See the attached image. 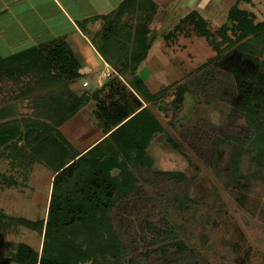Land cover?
I'll list each match as a JSON object with an SVG mask.
<instances>
[{"label":"trees","instance_id":"1","mask_svg":"<svg viewBox=\"0 0 264 264\" xmlns=\"http://www.w3.org/2000/svg\"><path fill=\"white\" fill-rule=\"evenodd\" d=\"M242 2L252 0H237L228 12L230 24H223L216 33L210 31L208 21L198 10L184 16L174 28L185 35L194 31L209 39L218 50L217 66L236 77L243 109L255 132L232 137L236 141L230 162L233 182L242 177L239 162L243 154L256 150L254 159L258 166H264V59L261 58L264 21L255 23L254 14L240 8ZM157 8L153 0H125L114 11L100 17L103 24L94 34L85 26L99 16L79 21L99 52L117 71L91 94L77 96L70 89L71 82L82 75L81 64L66 34L9 56L0 54V85H9L11 89L10 102L0 108V155L11 159L12 168L29 169L36 162H42L55 174L47 218L33 221L9 216L0 210V229L17 223L38 231L43 238L41 252L30 245L19 244L13 256L16 263L124 264L126 246L115 230L111 215L137 189L135 170L153 166L150 147L156 135L166 129L120 76L130 74L129 83L146 102L161 96L151 92L138 74L153 46L150 27ZM167 35L174 33L169 31ZM217 36L222 39L217 40ZM229 60L232 61L228 64ZM183 94L184 88H179V101L183 100ZM90 95L102 97L100 105H107L105 110L100 106V110L113 111L114 125L119 126L113 132H106L108 138L81 154L58 127L74 116ZM25 100H29L27 108L33 110L30 114L17 110L18 102ZM130 127L131 132H123ZM168 140L179 148L172 137ZM115 169L119 170L117 174L113 173ZM159 173L170 178H185L180 171ZM0 176L7 183H17L14 176L4 173ZM147 219L146 223L154 227L155 241H161L156 251L162 252L164 264H171L173 259L166 258L168 249L177 245L178 250L184 252L185 242L172 240L176 234L169 222L157 227Z\"/></svg>","mask_w":264,"mask_h":264},{"label":"rangeland","instance_id":"2","mask_svg":"<svg viewBox=\"0 0 264 264\" xmlns=\"http://www.w3.org/2000/svg\"><path fill=\"white\" fill-rule=\"evenodd\" d=\"M236 1L159 3L153 46L140 71L150 91L161 94L147 106L166 131L156 135L150 147L153 166L135 170L137 189L111 215L126 246L124 264L165 263L162 252L155 249L161 241H155L147 218L157 227L169 222L176 234L172 240L185 242L184 252L177 245L168 249L166 258L173 259L171 264H264V166L254 159L256 150L241 156L242 177L232 181L230 162L236 142L232 137L255 132L243 109L236 77L217 66L218 50L209 39L194 31L185 35L174 30L184 16L198 10L216 33L223 24H230L228 12ZM239 6L254 14L255 23L264 21V0ZM169 31L174 35H167ZM125 76L130 78V74ZM179 88H184L182 101L177 99ZM9 91V85H0V108L10 102ZM22 102L17 110L25 113L22 110L29 109V102ZM159 171H180L185 178H170ZM0 173L17 180L10 184L0 176V210L33 221L47 218L53 171L45 163L12 168L11 159L0 155ZM21 243L41 252L43 238L21 224L2 227L0 264H18L13 256Z\"/></svg>","mask_w":264,"mask_h":264},{"label":"crops","instance_id":"3","mask_svg":"<svg viewBox=\"0 0 264 264\" xmlns=\"http://www.w3.org/2000/svg\"><path fill=\"white\" fill-rule=\"evenodd\" d=\"M123 1L125 0H0V54L9 56L66 34L74 56L81 64L82 75L79 79L71 82L70 89L77 96L91 94L92 91L103 86L99 85L100 80L104 84L117 71L99 52L91 41V36L81 27L79 21L99 16L98 19L85 26L91 34H94L101 29L103 24L100 17L114 11ZM153 1L158 8L154 21L151 23L150 38H154L152 28L161 8V5L159 8V3L170 0ZM127 17L126 15L123 19L125 20ZM145 62L146 60L142 64ZM140 67L138 74L148 86ZM106 70L113 72V75L109 78L103 76ZM124 76H120L121 80L143 101L144 106L148 107L147 103L149 102L144 101L139 92L129 83L131 75L130 78ZM104 94L105 92L101 96L104 97ZM102 97L90 95L88 101L77 113L58 127L63 137L68 142L71 141V145L81 154L108 138L109 133L106 132H113L119 126L114 125L116 117L115 113L113 115V111L111 113L108 110L104 112L107 103L100 105ZM25 101L24 105L29 102V100ZM100 106H103L104 110H100ZM23 111L27 114L33 112L30 108H24ZM156 118L159 119L157 116ZM161 123L163 124L162 121ZM131 129L132 127L127 128L123 132H131ZM118 172L119 170L115 169L113 173L117 174ZM54 176L53 173V179Z\"/></svg>","mask_w":264,"mask_h":264},{"label":"built area","instance_id":"4","mask_svg":"<svg viewBox=\"0 0 264 264\" xmlns=\"http://www.w3.org/2000/svg\"><path fill=\"white\" fill-rule=\"evenodd\" d=\"M112 75V72L110 70H106V72H104V76L105 77H110ZM99 85L102 86L103 85V82L102 80L99 81Z\"/></svg>","mask_w":264,"mask_h":264}]
</instances>
